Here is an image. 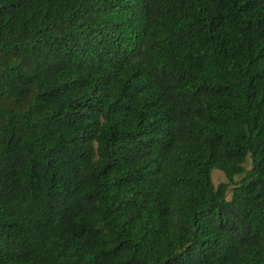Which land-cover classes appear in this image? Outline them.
Wrapping results in <instances>:
<instances>
[{"label": "trees", "instance_id": "16d2710c", "mask_svg": "<svg viewBox=\"0 0 264 264\" xmlns=\"http://www.w3.org/2000/svg\"><path fill=\"white\" fill-rule=\"evenodd\" d=\"M0 264H264V0H0Z\"/></svg>", "mask_w": 264, "mask_h": 264}, {"label": "rangeland", "instance_id": "374dc122", "mask_svg": "<svg viewBox=\"0 0 264 264\" xmlns=\"http://www.w3.org/2000/svg\"><path fill=\"white\" fill-rule=\"evenodd\" d=\"M211 177H212V180L215 184L220 182V181L225 180V176L223 175V172L219 169H216V168L212 169Z\"/></svg>", "mask_w": 264, "mask_h": 264}]
</instances>
